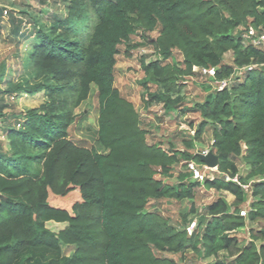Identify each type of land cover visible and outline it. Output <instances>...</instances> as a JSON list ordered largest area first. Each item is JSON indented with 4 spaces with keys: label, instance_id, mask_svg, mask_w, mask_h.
Masks as SVG:
<instances>
[{
    "label": "trees",
    "instance_id": "16d2710c",
    "mask_svg": "<svg viewBox=\"0 0 264 264\" xmlns=\"http://www.w3.org/2000/svg\"><path fill=\"white\" fill-rule=\"evenodd\" d=\"M69 5V18L36 29L28 57L49 82H18L5 92H47L49 98L14 114L16 121L4 129L9 149L0 147V264H182L165 254L185 258L190 250L215 258L214 264H264V51L244 35L249 27L264 29V0H70ZM5 10L0 6L1 15ZM11 19L19 32L22 19L13 14ZM137 34L157 54L151 61L141 57L146 105L176 110L184 96L175 79L200 67H215V82L229 81L194 107L202 121L185 149L149 143L140 113L115 86L120 46L131 56L140 46L132 42ZM176 49L182 62L174 58ZM229 52L233 60L227 63ZM249 66L241 79L240 69ZM93 86L99 137L96 146L87 147L71 138L70 128ZM0 116L6 115L0 110ZM209 125L219 175L200 181L188 164L205 165L194 148ZM179 165L177 182H166ZM201 187L234 200L219 196L203 213L193 206L183 214L182 228L147 210L152 202L194 199ZM75 188L82 200L70 210L50 204V193L67 195ZM243 208L247 216L240 214ZM190 214L200 219L191 233ZM49 222L66 226L54 231ZM247 224L250 240L242 244L235 232ZM64 246L75 250L65 255Z\"/></svg>",
    "mask_w": 264,
    "mask_h": 264
},
{
    "label": "rangeland",
    "instance_id": "374dc122",
    "mask_svg": "<svg viewBox=\"0 0 264 264\" xmlns=\"http://www.w3.org/2000/svg\"><path fill=\"white\" fill-rule=\"evenodd\" d=\"M70 0H0V6H4L7 13L0 14V110L6 116H0V147L4 151L9 149V144L4 136V129L16 121L14 114L30 108L38 107L49 98L47 92H40L35 95L29 94H10L5 93L7 87L18 82L30 81L49 82V77L40 73L29 61L30 51L36 42V29L40 26L48 27L55 18H69ZM11 14L22 19L19 32H15V25L11 19ZM78 16V15H77ZM77 16L71 17V23L77 21ZM35 21H37L35 23ZM90 23V21H89ZM37 24V25H36ZM36 25V26H35ZM155 31L152 36L156 37ZM139 34L132 37L133 43H139L140 46L132 50V55H126L125 44L120 46L121 52L117 56L115 86L118 87L122 95L133 102L137 111L140 113L142 126L147 130V139L149 143L162 144L169 148L172 143L176 148L185 149V140L194 137L199 123L202 121L200 112L194 110L197 103L210 98L213 92L218 89L217 82L209 76L202 75L199 70L194 74L177 77L175 81L180 88L181 95L184 96V103L173 112L167 113L163 104H154L148 106L144 102V93L146 91V74L142 67L141 57L146 61H151L157 57L156 52L151 46L144 42ZM174 58L180 62L183 61V55L180 50H174ZM232 52L225 56L227 63L232 62ZM169 62L172 59H168ZM246 70L243 72V74ZM242 76L243 79L244 75ZM154 91L156 86L153 83L148 84ZM187 109L186 112L182 109ZM77 118L70 128V136L77 143L87 147L97 145L99 131V99L98 90L93 86L90 97L84 101L76 110ZM182 113V114H181ZM213 144L212 127L209 125L203 138L196 141L194 151L199 153L205 150L210 151ZM241 171L245 169L244 161L237 159ZM207 176H218L217 168L207 169L202 167ZM183 171L181 165L177 166L173 175L166 177L165 181L170 183L177 182L179 172ZM160 177L159 174L156 175ZM219 196L225 197L232 202L234 196L225 192L215 190H206L201 187L194 199L178 201L176 199H165L159 202H152L147 210L161 212L171 224L178 228L184 227L183 214L189 212L195 206L200 213H203L206 205L216 200ZM79 188H75L67 195H56L50 193L49 202L54 207L71 209L73 204L81 201ZM190 223L187 226L191 230L196 229L200 222L199 217L190 214L188 216ZM48 227L54 231H59L61 225L55 222H49ZM252 225L235 232L242 239V244L249 242ZM189 232V231H188ZM190 233V232H189ZM74 247L64 246L65 255H71ZM180 261L182 264H214L215 258H206L202 254H195L190 250L183 258L181 254H165Z\"/></svg>",
    "mask_w": 264,
    "mask_h": 264
},
{
    "label": "built area",
    "instance_id": "2783aa9c",
    "mask_svg": "<svg viewBox=\"0 0 264 264\" xmlns=\"http://www.w3.org/2000/svg\"><path fill=\"white\" fill-rule=\"evenodd\" d=\"M8 10H5L4 13H7ZM245 37L249 38L252 42V44L263 50L264 51V29H256L255 27H249L245 33ZM253 66H249L247 68L240 69L239 74H243V72L249 69H252ZM199 70L202 75L209 76V77H214L217 73V69L215 67H200L196 69L195 71ZM217 88L218 89H223L226 86H228L229 81L228 80H222L217 82ZM211 151V150H210ZM209 151L205 150L202 153L207 154ZM205 166L207 169H210L207 165H200L197 164L196 162H190L188 164V170L192 173L193 177L196 180L204 181L207 177L206 173H204L202 167ZM245 189H248V185H244ZM242 216H247L248 215V209L243 208L240 212ZM188 231L191 233V227H188Z\"/></svg>",
    "mask_w": 264,
    "mask_h": 264
},
{
    "label": "water",
    "instance_id": "95a60500",
    "mask_svg": "<svg viewBox=\"0 0 264 264\" xmlns=\"http://www.w3.org/2000/svg\"><path fill=\"white\" fill-rule=\"evenodd\" d=\"M201 160L207 165L210 169L217 168L219 165V156L214 151H209L207 154L202 152L198 153Z\"/></svg>",
    "mask_w": 264,
    "mask_h": 264
},
{
    "label": "crops",
    "instance_id": "0c3cea01",
    "mask_svg": "<svg viewBox=\"0 0 264 264\" xmlns=\"http://www.w3.org/2000/svg\"><path fill=\"white\" fill-rule=\"evenodd\" d=\"M70 210V209H69ZM56 223V222H55ZM58 226L59 225H61L62 227H60V229L59 230H61V229H63L65 226H66V224L65 223H56Z\"/></svg>",
    "mask_w": 264,
    "mask_h": 264
}]
</instances>
